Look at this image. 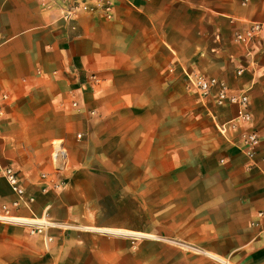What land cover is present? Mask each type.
<instances>
[{
    "label": "crops",
    "instance_id": "obj_1",
    "mask_svg": "<svg viewBox=\"0 0 264 264\" xmlns=\"http://www.w3.org/2000/svg\"><path fill=\"white\" fill-rule=\"evenodd\" d=\"M80 2L89 10L68 16ZM100 4L0 0V168L34 197L32 210L12 206L0 176V206L55 223L30 235L0 222V264H264V0ZM253 23L248 43L235 40ZM195 75L246 93L250 123L221 133L237 106L219 105L216 88L190 97ZM245 130L259 136L252 159ZM109 144L135 154V184L181 188L136 192L134 224L96 222L90 170ZM41 174L63 188L43 192Z\"/></svg>",
    "mask_w": 264,
    "mask_h": 264
},
{
    "label": "built area",
    "instance_id": "obj_2",
    "mask_svg": "<svg viewBox=\"0 0 264 264\" xmlns=\"http://www.w3.org/2000/svg\"><path fill=\"white\" fill-rule=\"evenodd\" d=\"M247 0H243L245 3ZM101 3V7H103L106 11H109L110 0H99ZM89 10L88 5L85 2L76 3L68 12V16L71 13H77L78 11H87ZM260 30V24L253 23L250 28L244 32H236L234 34V38L237 41L242 43H248L250 39ZM241 69L237 71L240 74ZM87 80L91 83H98L100 81L99 77L96 74H90L87 76ZM188 82L190 86H192L195 90H197L199 96L201 98H206L211 93L213 88L217 89V103L221 105L225 100L230 103H233L237 106L236 115L230 119L226 124L220 127L221 133H225L228 129L235 128L237 124H246L250 123L251 115L249 112V99L246 93L240 94H232L228 91L227 87L224 83L218 82L214 78H204L198 75L188 77ZM75 106V103H73ZM1 114V107H0ZM80 137V134L77 135ZM259 145V136L256 132L252 131H243L240 135L238 147L244 153V155L250 159H252L255 155L256 149ZM66 155L65 150L63 148L55 149L52 152V156L54 158H64ZM0 176L4 178L9 188L13 192L15 199L12 202V206L20 207L23 206L28 210L31 209V205L34 202V197L29 194L21 185L20 179L17 171L10 167L6 166L0 168ZM40 183L42 184L41 190L45 192L47 188H51L54 191H58L62 184L60 182L55 181L47 174H41ZM259 216H264V211L258 212ZM0 222L2 223H13L22 226H26L28 228V233L30 235L33 234H45V229L47 226L55 225L54 222L51 221H42L36 222L33 219L28 220L25 218H17L10 215L9 207L7 205L0 206ZM48 240L49 237H46Z\"/></svg>",
    "mask_w": 264,
    "mask_h": 264
},
{
    "label": "rangeland",
    "instance_id": "obj_3",
    "mask_svg": "<svg viewBox=\"0 0 264 264\" xmlns=\"http://www.w3.org/2000/svg\"><path fill=\"white\" fill-rule=\"evenodd\" d=\"M185 91L198 102L197 90L186 88ZM114 144L102 146L95 152V167L90 170L93 176V194L89 207L98 211L96 222L134 224L136 221L134 216L136 192L142 191L140 194L145 196L154 191L163 200L166 198L167 192H176V189L181 188V186L152 184L151 180H144L142 184H135L134 180L140 173V169L136 167L135 154L126 153L124 149L119 148V145L114 147ZM112 148L113 151L110 150ZM125 180L126 185L124 184ZM162 200L160 205L166 204V201ZM142 220L149 222L150 217H142Z\"/></svg>",
    "mask_w": 264,
    "mask_h": 264
}]
</instances>
